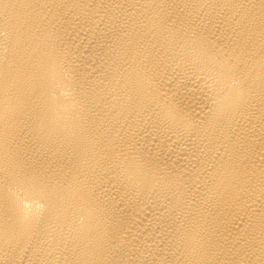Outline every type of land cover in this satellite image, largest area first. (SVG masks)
<instances>
[{"label": "bare ground", "instance_id": "bare-ground-1", "mask_svg": "<svg viewBox=\"0 0 264 264\" xmlns=\"http://www.w3.org/2000/svg\"><path fill=\"white\" fill-rule=\"evenodd\" d=\"M0 264H264V0H0Z\"/></svg>", "mask_w": 264, "mask_h": 264}]
</instances>
